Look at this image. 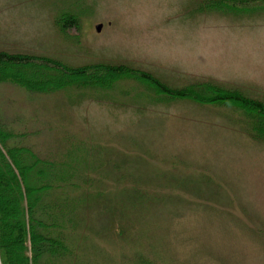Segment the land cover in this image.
Listing matches in <instances>:
<instances>
[{"label": "rangeland", "instance_id": "obj_1", "mask_svg": "<svg viewBox=\"0 0 264 264\" xmlns=\"http://www.w3.org/2000/svg\"><path fill=\"white\" fill-rule=\"evenodd\" d=\"M248 1L220 12L208 0H0V52L127 65L264 103V2ZM64 14L79 28L62 32ZM0 118L10 145L77 173L62 264H264V140L239 111L158 102L131 80L50 93L2 83Z\"/></svg>", "mask_w": 264, "mask_h": 264}, {"label": "trees", "instance_id": "obj_2", "mask_svg": "<svg viewBox=\"0 0 264 264\" xmlns=\"http://www.w3.org/2000/svg\"><path fill=\"white\" fill-rule=\"evenodd\" d=\"M208 2L210 11L220 12L227 7L235 11L238 4L252 3L248 0ZM254 2L263 4L264 0ZM57 24L67 33L71 28H79L80 20L76 15L64 14ZM127 80L137 82L158 102L188 100L233 108L248 121L252 137L264 140V103L239 90L206 81L175 88L127 65L70 67L51 58L0 52V84H13L29 92L50 93L71 87L109 89ZM6 126L0 118V264H62L74 254L67 232L72 223L76 227L74 218L80 202L65 197L64 190L80 188L77 173H64L71 170L65 168L68 164L51 163L32 148L10 145L18 136Z\"/></svg>", "mask_w": 264, "mask_h": 264}, {"label": "water", "instance_id": "obj_3", "mask_svg": "<svg viewBox=\"0 0 264 264\" xmlns=\"http://www.w3.org/2000/svg\"><path fill=\"white\" fill-rule=\"evenodd\" d=\"M101 29H102V26H99V27H98V30L101 31Z\"/></svg>", "mask_w": 264, "mask_h": 264}]
</instances>
